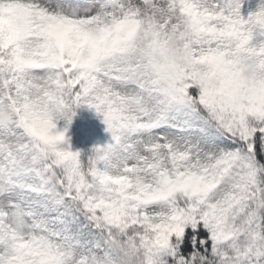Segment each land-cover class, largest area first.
I'll return each instance as SVG.
<instances>
[{"label":"snow or ice","instance_id":"snow-or-ice-1","mask_svg":"<svg viewBox=\"0 0 264 264\" xmlns=\"http://www.w3.org/2000/svg\"><path fill=\"white\" fill-rule=\"evenodd\" d=\"M0 108V264H264V0H0Z\"/></svg>","mask_w":264,"mask_h":264},{"label":"trees","instance_id":"trees-1","mask_svg":"<svg viewBox=\"0 0 264 264\" xmlns=\"http://www.w3.org/2000/svg\"><path fill=\"white\" fill-rule=\"evenodd\" d=\"M76 113L67 133L74 151L81 150L86 153L94 144L107 142L109 136L105 132V126L94 111L85 105L76 109ZM58 127L63 128V122ZM71 132H74L73 138ZM187 231L190 237L192 235L191 229L189 228Z\"/></svg>","mask_w":264,"mask_h":264},{"label":"clouds","instance_id":"clouds-1","mask_svg":"<svg viewBox=\"0 0 264 264\" xmlns=\"http://www.w3.org/2000/svg\"><path fill=\"white\" fill-rule=\"evenodd\" d=\"M254 61H248V67L245 68L244 75L246 77H252L255 73ZM12 122L11 113L7 110V108H0V126L9 124Z\"/></svg>","mask_w":264,"mask_h":264},{"label":"rangeland","instance_id":"rangeland-1","mask_svg":"<svg viewBox=\"0 0 264 264\" xmlns=\"http://www.w3.org/2000/svg\"><path fill=\"white\" fill-rule=\"evenodd\" d=\"M73 135H74V134H73V132H72V138H73Z\"/></svg>","mask_w":264,"mask_h":264}]
</instances>
